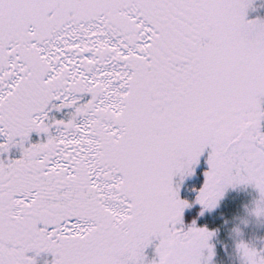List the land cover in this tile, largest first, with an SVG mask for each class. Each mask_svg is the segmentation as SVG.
Masks as SVG:
<instances>
[{
	"label": "snow or ice",
	"instance_id": "6c2138e0",
	"mask_svg": "<svg viewBox=\"0 0 264 264\" xmlns=\"http://www.w3.org/2000/svg\"><path fill=\"white\" fill-rule=\"evenodd\" d=\"M252 2L0 0V264H211L213 232L183 227L173 182L206 150L199 202L251 183L264 215Z\"/></svg>",
	"mask_w": 264,
	"mask_h": 264
},
{
	"label": "rangeland",
	"instance_id": "374dc122",
	"mask_svg": "<svg viewBox=\"0 0 264 264\" xmlns=\"http://www.w3.org/2000/svg\"><path fill=\"white\" fill-rule=\"evenodd\" d=\"M258 17L264 18V0H258L255 5L251 4L248 9L249 19H255ZM207 154L208 150L202 155L200 163L196 166L195 171L192 174L185 176L183 179L179 176L174 177V186L179 185L181 199L187 201L191 200V203L192 200H194L197 204H201L197 197L199 196L200 189L205 183V173L210 168V165L207 163ZM233 186L234 185L227 186L223 196L220 197L218 203L214 207L206 208L201 204L202 213H206V211L209 212L212 208L218 206V204L221 205L223 202L225 203V201L229 200L228 197H232L234 193H237L236 197L239 199L248 196L242 204V210L236 215V208L231 213V217L225 219L219 227L209 229L208 226L212 223L211 220L205 222L204 225L201 226L206 227L209 231L213 232L209 241V243L214 246L215 253L212 257L211 264H244L238 248V244L241 241L248 243L258 251L264 252V215L258 216L254 211L257 203L252 204L250 201L253 193L260 196V192L258 188L251 183H240L236 184L235 187ZM185 196H188V198ZM248 199L249 202H247ZM191 203L190 206L184 209L183 215L193 207V203L192 205ZM227 205L228 204H226V206ZM231 206L234 208L235 204L232 203ZM191 227L192 226H185V229ZM156 243H158V241H154L153 244L146 249V254L149 260L155 256ZM204 253L206 258L208 249H205Z\"/></svg>",
	"mask_w": 264,
	"mask_h": 264
},
{
	"label": "trees",
	"instance_id": "16d2710c",
	"mask_svg": "<svg viewBox=\"0 0 264 264\" xmlns=\"http://www.w3.org/2000/svg\"><path fill=\"white\" fill-rule=\"evenodd\" d=\"M258 0H253L252 5ZM235 187V185L233 186ZM232 187V188H233ZM237 193H234L232 197H228L229 200L223 202L221 205L218 204L215 208H212L209 212L202 213V205L197 204L194 200H192L193 207H191L188 212L183 215V227L193 226V222H195V226H203L205 222H209L210 220L212 223L209 224L208 228L213 229L219 227V225L225 220L231 217V213L237 208L236 215L242 210V204L244 203L245 199L248 197H244L243 199H239L236 197ZM188 198V196H185ZM191 203V200H189ZM249 202V199L247 200ZM191 203V205H192ZM235 204L234 208H232L231 204ZM226 204H228L226 206ZM231 206V207H230ZM185 222V223H184ZM232 224V223H231Z\"/></svg>",
	"mask_w": 264,
	"mask_h": 264
},
{
	"label": "flooded vegetation",
	"instance_id": "af4514ba",
	"mask_svg": "<svg viewBox=\"0 0 264 264\" xmlns=\"http://www.w3.org/2000/svg\"><path fill=\"white\" fill-rule=\"evenodd\" d=\"M33 139L38 140L39 136L37 134H33ZM257 195V196H256ZM260 199L258 194L253 193L251 198V203L255 204ZM31 255H35V253H30ZM55 259L54 255L49 252H43L39 256H37V264H52L53 260Z\"/></svg>",
	"mask_w": 264,
	"mask_h": 264
}]
</instances>
